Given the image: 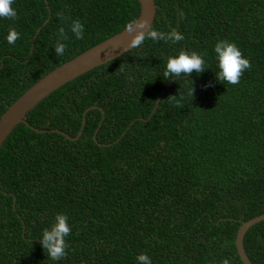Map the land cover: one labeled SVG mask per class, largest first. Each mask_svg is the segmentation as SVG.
I'll list each match as a JSON object with an SVG mask.
<instances>
[{
	"label": "trees",
	"instance_id": "16d2710c",
	"mask_svg": "<svg viewBox=\"0 0 264 264\" xmlns=\"http://www.w3.org/2000/svg\"><path fill=\"white\" fill-rule=\"evenodd\" d=\"M155 1L152 27L175 28L182 41L147 39L70 80L0 148V264H137L140 253L152 264H244L240 226L264 213V0ZM13 7L18 19L0 18V116L38 79L141 12L140 0ZM76 19L82 39L69 30ZM10 25L20 33L15 44L6 39ZM60 27L69 39L57 56ZM223 39L250 59L235 85L216 78L214 46ZM180 49L204 54L206 68L165 80L167 59ZM179 91L183 107L168 98ZM57 213L68 215L71 233L66 258L53 261L41 236ZM245 246L264 264V220Z\"/></svg>",
	"mask_w": 264,
	"mask_h": 264
},
{
	"label": "clouds",
	"instance_id": "9594fccd",
	"mask_svg": "<svg viewBox=\"0 0 264 264\" xmlns=\"http://www.w3.org/2000/svg\"><path fill=\"white\" fill-rule=\"evenodd\" d=\"M14 0H0V18L8 20L18 19L17 10L13 7ZM61 18L66 19L61 13ZM84 24L76 19L72 20L69 25V30L74 34L76 39L83 38ZM126 30L131 34L135 33L131 40L130 49L140 48L145 40L153 41L163 40L175 44L184 39V36L177 29L172 28L170 31H159L152 27L146 19L129 22ZM20 38V33L15 26L10 25L7 42L15 44ZM68 34L64 27L58 30V38L55 43L57 56H62L65 53L67 45L64 41L68 40ZM214 52L218 61L219 71L216 72V78L220 82L228 84H238L245 70L251 67L250 59L245 57L242 50L237 44L228 39L218 40L214 46ZM204 54L197 51H187L180 49L177 55H170L167 59L166 70L163 73L165 80L170 78L178 79L183 77H191L193 72L200 74L205 70ZM119 71L124 72V66H119ZM133 79V77H129ZM194 88L190 89L188 94L193 96ZM175 102L177 106L183 107L182 101L184 95L179 91V99L176 95L168 97ZM68 215L65 213H57L51 228H44L41 236V244L45 250L47 257L53 261H59L67 256L69 247L66 237L71 233V227L68 223ZM137 264H152V260L147 253H140L136 257ZM209 264V262H208ZM218 264H230L229 258L219 260Z\"/></svg>",
	"mask_w": 264,
	"mask_h": 264
},
{
	"label": "water",
	"instance_id": "95a60500",
	"mask_svg": "<svg viewBox=\"0 0 264 264\" xmlns=\"http://www.w3.org/2000/svg\"><path fill=\"white\" fill-rule=\"evenodd\" d=\"M140 2L141 12L134 21L146 19L152 26L158 8L156 1L140 0ZM126 27L118 31V33L97 43L94 47L88 49L82 54L56 67L51 72L34 82L13 103H11L0 116V148L14 127L21 121H27L25 118L26 114L40 100L42 101L51 92L70 80L129 50L130 48L128 47L130 40L135 33L130 34L126 30ZM84 125L85 120L83 121L82 127H84ZM262 220H264V213L247 221H243L240 226L241 228L239 230L237 244L239 254L242 257L244 264H254L246 250L245 236L251 226Z\"/></svg>",
	"mask_w": 264,
	"mask_h": 264
}]
</instances>
